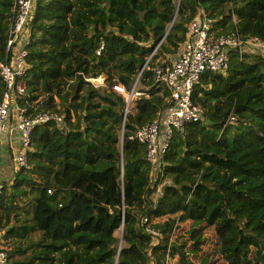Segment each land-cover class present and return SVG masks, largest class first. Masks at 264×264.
Here are the masks:
<instances>
[{"label": "trees", "instance_id": "16d2710c", "mask_svg": "<svg viewBox=\"0 0 264 264\" xmlns=\"http://www.w3.org/2000/svg\"><path fill=\"white\" fill-rule=\"evenodd\" d=\"M13 7L0 0V62ZM203 14L216 38L238 31L264 44V0L35 1L14 54L29 52V102L64 117L68 132L36 126L27 168L11 153L0 193L10 264H264V50L240 59L233 49L226 73L203 75L193 95L203 120L174 132L154 178L131 139L170 107L155 68L179 56ZM101 76L104 88L88 81ZM137 82L145 95L125 117L113 86Z\"/></svg>", "mask_w": 264, "mask_h": 264}, {"label": "built area", "instance_id": "2783aa9c", "mask_svg": "<svg viewBox=\"0 0 264 264\" xmlns=\"http://www.w3.org/2000/svg\"><path fill=\"white\" fill-rule=\"evenodd\" d=\"M36 0H14L13 12L15 17L11 24L6 50L5 62H0V77L4 84V91L0 94V138L20 134V149H13V163L18 168H27L29 163L28 152L31 150L32 133L36 126L53 122L60 131L68 132L64 117L49 110L38 111V106L29 102L27 86L24 82L26 73V59L29 55L25 48L15 55V50L21 46L27 27L32 19ZM214 21L203 14L202 19L196 18L189 24L188 39L179 56L170 65L164 66L165 61L155 68L156 81L163 84L170 91L167 111L153 123L139 129L132 140L146 146L147 161L153 169V177L160 172L163 155L170 145L175 131L184 132L189 123H198L203 120V109L193 102L195 88L206 73H226L229 70L231 50L235 49L240 56L253 50H264V44L257 41H244L238 31L228 37L216 38L211 30ZM29 45V39L26 40ZM104 49L101 44L98 55ZM156 51L152 54V57ZM143 73V70L140 74ZM95 88L105 87V77L88 79ZM113 90L125 98V116L133 111L136 101L145 94L138 88V82L131 90L121 84H114ZM36 114H32L31 111ZM38 111V112H37ZM2 186H0V193ZM51 193V192H50ZM147 219L144 223H147ZM124 221L120 228L122 233ZM154 237L161 234L147 228ZM5 234L0 228V264H10L6 250ZM168 260V259H167ZM168 264V263H167Z\"/></svg>", "mask_w": 264, "mask_h": 264}, {"label": "crops", "instance_id": "0c3cea01", "mask_svg": "<svg viewBox=\"0 0 264 264\" xmlns=\"http://www.w3.org/2000/svg\"><path fill=\"white\" fill-rule=\"evenodd\" d=\"M19 139H20V135L18 132L15 133L13 132V134L11 135H5L0 138V164L2 165L7 164L9 169H10V163L12 164L11 153L13 152V149L19 145ZM3 177L4 175H0V178ZM3 183L4 182L0 181V186Z\"/></svg>", "mask_w": 264, "mask_h": 264}, {"label": "rangeland", "instance_id": "374dc122", "mask_svg": "<svg viewBox=\"0 0 264 264\" xmlns=\"http://www.w3.org/2000/svg\"><path fill=\"white\" fill-rule=\"evenodd\" d=\"M12 169H13V165L11 163H10V169L8 168L7 164L6 165L0 164V175H4L3 178H0L1 179L0 181L5 182V183L10 182L13 179V174L11 172ZM115 235L118 238L121 237L120 228L119 229H115ZM8 243H9L10 248H11L12 247V244H13V240L10 239ZM9 245H8V248H9ZM175 263H176V261L172 262V264H175ZM212 264H225V263H224V261L220 257L219 258L217 257Z\"/></svg>", "mask_w": 264, "mask_h": 264}, {"label": "water", "instance_id": "95a60500", "mask_svg": "<svg viewBox=\"0 0 264 264\" xmlns=\"http://www.w3.org/2000/svg\"><path fill=\"white\" fill-rule=\"evenodd\" d=\"M174 19H176V16H175V18ZM126 117V116H125Z\"/></svg>", "mask_w": 264, "mask_h": 264}]
</instances>
